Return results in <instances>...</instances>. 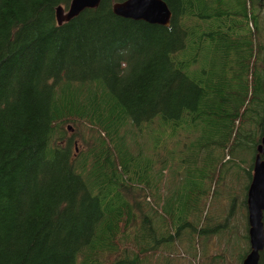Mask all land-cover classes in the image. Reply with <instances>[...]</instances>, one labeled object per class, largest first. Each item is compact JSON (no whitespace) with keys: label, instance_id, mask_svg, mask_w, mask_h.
Listing matches in <instances>:
<instances>
[{"label":"trees","instance_id":"16d2710c","mask_svg":"<svg viewBox=\"0 0 264 264\" xmlns=\"http://www.w3.org/2000/svg\"><path fill=\"white\" fill-rule=\"evenodd\" d=\"M71 1L0 0V264H241L264 0Z\"/></svg>","mask_w":264,"mask_h":264},{"label":"water","instance_id":"95a60500","mask_svg":"<svg viewBox=\"0 0 264 264\" xmlns=\"http://www.w3.org/2000/svg\"><path fill=\"white\" fill-rule=\"evenodd\" d=\"M99 2L100 0H72L66 11L57 7V24L73 19L85 9L96 8ZM112 12L118 17L159 26H168L171 18V12L162 0H124L113 3ZM263 147L264 138L257 147L246 194L249 252L241 264H258L259 254L264 249V160L260 157Z\"/></svg>","mask_w":264,"mask_h":264},{"label":"flooded vegetation","instance_id":"af4514ba","mask_svg":"<svg viewBox=\"0 0 264 264\" xmlns=\"http://www.w3.org/2000/svg\"><path fill=\"white\" fill-rule=\"evenodd\" d=\"M264 138V137H263ZM262 138V139H263ZM262 156V157H261ZM260 157H261V159L262 160H264V147H263V151H262V153L260 154ZM253 167V166H252ZM251 182V181H250ZM250 184V183H249ZM248 190V189H247ZM246 194H247V192H246ZM264 214V213H263ZM249 252V251H248ZM248 254V253H247ZM246 254V255H247ZM263 259H264V249L260 252V254H259V261H260V263H259V261H258V264H261V262L263 261Z\"/></svg>","mask_w":264,"mask_h":264},{"label":"rangeland","instance_id":"374dc122","mask_svg":"<svg viewBox=\"0 0 264 264\" xmlns=\"http://www.w3.org/2000/svg\"><path fill=\"white\" fill-rule=\"evenodd\" d=\"M212 242H213L212 245H214V248L217 249V243H218L217 240L214 239ZM229 262H230V257H227L226 264H230Z\"/></svg>","mask_w":264,"mask_h":264}]
</instances>
